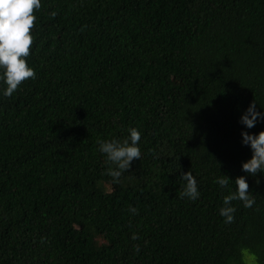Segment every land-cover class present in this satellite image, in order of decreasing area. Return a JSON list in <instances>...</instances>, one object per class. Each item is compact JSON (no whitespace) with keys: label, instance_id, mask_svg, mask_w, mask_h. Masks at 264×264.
<instances>
[{"label":"trees","instance_id":"trees-1","mask_svg":"<svg viewBox=\"0 0 264 264\" xmlns=\"http://www.w3.org/2000/svg\"><path fill=\"white\" fill-rule=\"evenodd\" d=\"M35 15L36 77L0 96V264H264V173L251 207L219 214L251 156L241 129H264L238 122L264 108V0H41ZM129 127L141 155L113 183L97 140Z\"/></svg>","mask_w":264,"mask_h":264},{"label":"clouds","instance_id":"clouds-1","mask_svg":"<svg viewBox=\"0 0 264 264\" xmlns=\"http://www.w3.org/2000/svg\"><path fill=\"white\" fill-rule=\"evenodd\" d=\"M40 8L41 0H0V96H12L25 80L36 77L34 68L26 58L30 55L33 42L32 29L37 20L35 11ZM261 121H264V108L261 107L258 111L256 103L252 101L241 113L238 122L245 129H251ZM141 135L140 129L129 127L127 136L123 138H98V151L106 158L105 173L112 178L113 183L119 182L122 173L130 168L134 158H140ZM240 135L241 144L250 148L251 156L241 161L240 168L244 174L232 179L235 183L234 190L222 198L219 214L226 223H231L234 219L233 213L236 209L232 201H241L245 208L251 207L255 202L248 190L249 174L264 173V129L256 133L241 129ZM180 177L185 181L183 190L179 193L180 197L197 199L200 192L196 177L190 171L182 172ZM229 180L227 175L222 174L215 182L223 188L228 185ZM129 211L135 213L136 209L130 206ZM132 239H137L135 233Z\"/></svg>","mask_w":264,"mask_h":264}]
</instances>
